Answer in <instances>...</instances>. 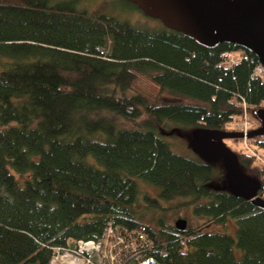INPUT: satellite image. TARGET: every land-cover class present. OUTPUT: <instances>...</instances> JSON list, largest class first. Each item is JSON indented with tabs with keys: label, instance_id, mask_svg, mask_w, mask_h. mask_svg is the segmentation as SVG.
<instances>
[{
	"label": "trees",
	"instance_id": "obj_1",
	"mask_svg": "<svg viewBox=\"0 0 264 264\" xmlns=\"http://www.w3.org/2000/svg\"><path fill=\"white\" fill-rule=\"evenodd\" d=\"M237 50L249 59L228 63ZM259 63L235 44L208 48L77 0H0V264H50L55 246L99 240L109 226L134 242L122 264H264V209L214 187V164L164 137L174 125L236 131L245 102L249 113L264 107ZM249 141L264 147V135ZM236 152L264 197V154ZM138 179L159 189L145 196L152 205L207 198L195 214L232 217L237 237L144 221Z\"/></svg>",
	"mask_w": 264,
	"mask_h": 264
},
{
	"label": "water",
	"instance_id": "obj_2",
	"mask_svg": "<svg viewBox=\"0 0 264 264\" xmlns=\"http://www.w3.org/2000/svg\"><path fill=\"white\" fill-rule=\"evenodd\" d=\"M151 18L159 19L166 27L195 40L200 45L215 48L222 43H232L253 53L264 65V0H133ZM264 79V77H263ZM260 126L247 136L264 135V107L254 111ZM241 131H224L197 128L191 145L194 152L206 162L223 161L226 188L264 209L260 195L261 181L248 175L242 168L239 155L226 139H241ZM186 218L176 220L180 231L188 228ZM143 264H162L155 258Z\"/></svg>",
	"mask_w": 264,
	"mask_h": 264
},
{
	"label": "rangeland",
	"instance_id": "obj_3",
	"mask_svg": "<svg viewBox=\"0 0 264 264\" xmlns=\"http://www.w3.org/2000/svg\"><path fill=\"white\" fill-rule=\"evenodd\" d=\"M79 9H87L90 12H100L109 15H114L120 19L130 20L133 24L139 27H149V26H161L162 22L159 19L148 17L141 9H139L136 2L133 0H77ZM242 50H237L236 53H241ZM171 101H181L184 103H192V104H200V102L188 98L174 97L169 94L164 95L162 98V102H171ZM249 119L252 121V127L250 130L256 129L259 127V120L256 118L254 112L249 113ZM121 121V125L126 127H135L140 124L139 121H131L127 119H119ZM242 121V120H241ZM234 123L230 127L236 129V131H240V123ZM175 129L173 133L167 134L165 133L164 137L171 142L172 149L180 154L197 157V154L194 152L191 140L193 137V132L195 129L189 128L185 129L183 127L173 126ZM228 145L234 151H240L242 149L247 150L244 143L242 142V138L239 141H235L233 139H226ZM250 147L253 150L258 151L260 154H264V147L256 142H251ZM243 170L253 177H256L250 171H247L244 167ZM224 169L223 161L214 164V172H215V181L213 182L214 187H221L227 183L226 174L222 175L221 172ZM140 184L141 196L139 200L140 211L142 213L143 220L156 225L159 219H163L165 223L175 225L176 220L179 218H186L189 222V226H199L200 229L209 230L213 232H225L228 233L235 238L237 237L238 225L235 219L230 217L228 219L227 224L221 225L216 224L214 222L209 221V217L206 216H198L195 213V208L197 205L205 203L208 201L207 198H204L200 201H192V197L180 196L172 200H164L160 199L157 205H152L149 203L145 196L149 197H158L159 189L149 184L143 180L138 179ZM126 244L121 243L122 249L125 248ZM121 249V250H122ZM240 252V251H239ZM240 254V253H239Z\"/></svg>",
	"mask_w": 264,
	"mask_h": 264
},
{
	"label": "built area",
	"instance_id": "obj_4",
	"mask_svg": "<svg viewBox=\"0 0 264 264\" xmlns=\"http://www.w3.org/2000/svg\"><path fill=\"white\" fill-rule=\"evenodd\" d=\"M223 57L230 64H236L242 60L249 59V56L243 53L225 52ZM255 76H264V65L259 63L254 70ZM245 112L239 125L240 131L245 133L242 142L249 149L251 154L257 155L261 160L263 158L250 145L247 134L252 127V121L249 119L247 103L245 102ZM264 161V160H263ZM121 243L126 244L122 249ZM122 249V250H121ZM136 249L133 240H127L123 234L115 231L112 226L106 230L104 237L99 240H79L75 248H66L55 246L50 264H122L126 257L134 255ZM124 258V260H123Z\"/></svg>",
	"mask_w": 264,
	"mask_h": 264
}]
</instances>
